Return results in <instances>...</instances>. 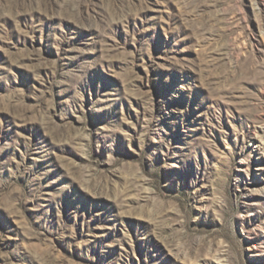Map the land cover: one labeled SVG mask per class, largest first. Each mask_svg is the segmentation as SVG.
Wrapping results in <instances>:
<instances>
[{"label":"rangeland","instance_id":"obj_1","mask_svg":"<svg viewBox=\"0 0 264 264\" xmlns=\"http://www.w3.org/2000/svg\"><path fill=\"white\" fill-rule=\"evenodd\" d=\"M0 264H264V0H0Z\"/></svg>","mask_w":264,"mask_h":264}]
</instances>
